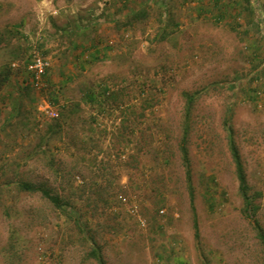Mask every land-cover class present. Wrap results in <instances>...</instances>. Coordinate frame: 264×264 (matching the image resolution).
Segmentation results:
<instances>
[{
	"label": "rangeland",
	"instance_id": "374dc122",
	"mask_svg": "<svg viewBox=\"0 0 264 264\" xmlns=\"http://www.w3.org/2000/svg\"><path fill=\"white\" fill-rule=\"evenodd\" d=\"M32 52L51 63L42 87ZM105 88L112 97L85 101ZM195 91L198 239L178 148ZM230 110L264 230V0H0V264H97L91 239L107 264H264ZM15 179L71 202L85 233Z\"/></svg>",
	"mask_w": 264,
	"mask_h": 264
},
{
	"label": "trees",
	"instance_id": "16d2710c",
	"mask_svg": "<svg viewBox=\"0 0 264 264\" xmlns=\"http://www.w3.org/2000/svg\"><path fill=\"white\" fill-rule=\"evenodd\" d=\"M140 11H135L134 15L137 17ZM32 58V54L30 53L26 62ZM2 83V82H1ZM31 85V83H30ZM33 85V84H32ZM111 90L109 88H105L101 94L96 93L92 89H88L84 92L85 101L88 104L96 105L101 100L100 97H112ZM200 91L195 92H184L183 96L185 98V107H184V116L181 125V138L179 141V151L181 156L182 165L185 170V178L188 185L189 196H190V203L191 209L194 216V228H195V236L199 238V231H198V222H197V213L194 206V192L192 186V168H191V161L189 157V150H188V143H189V136L191 132V120H192V111L194 107V103L198 99L200 95ZM224 127L227 132V143L228 149L230 151V155L232 161L235 166V173L236 178L238 181V191L239 195L243 199L244 208L243 213L247 218L252 220L255 224V229L257 231V236L259 240L264 244V230L260 226L258 220L255 218L256 213L259 209V206L255 203L257 197L251 194V186L249 185L247 174L244 168V164L242 162V158L240 155V151L238 145L234 138V130L231 125V110L227 118L224 121ZM9 183H14L16 186V190L18 192L30 193L35 194L38 193L41 198L49 201L56 209L63 212L70 220H73L76 227L79 229L81 233H85V227L83 222H81L80 217L77 216V213L72 206V203L68 200L64 199L60 194L54 192L45 184H38L31 181H26L22 179H15V181H11ZM92 249L89 252V256L92 257L97 264H107L106 259L101 253L100 247L96 244V242L91 239Z\"/></svg>",
	"mask_w": 264,
	"mask_h": 264
},
{
	"label": "built area",
	"instance_id": "2783aa9c",
	"mask_svg": "<svg viewBox=\"0 0 264 264\" xmlns=\"http://www.w3.org/2000/svg\"><path fill=\"white\" fill-rule=\"evenodd\" d=\"M31 54L32 58L25 63V68L31 76L32 84L35 87H42L44 86L42 84L43 78L47 74L51 63L47 57L37 52H32ZM12 65L16 67V64L13 63ZM42 111L51 118H57L59 116L58 112L51 104L43 106Z\"/></svg>",
	"mask_w": 264,
	"mask_h": 264
}]
</instances>
